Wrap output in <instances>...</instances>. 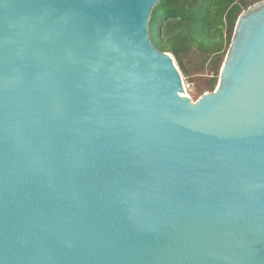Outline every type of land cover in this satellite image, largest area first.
<instances>
[{
    "label": "water",
    "instance_id": "water-1",
    "mask_svg": "<svg viewBox=\"0 0 264 264\" xmlns=\"http://www.w3.org/2000/svg\"><path fill=\"white\" fill-rule=\"evenodd\" d=\"M160 0H0V264H264V0L195 102Z\"/></svg>",
    "mask_w": 264,
    "mask_h": 264
},
{
    "label": "trees",
    "instance_id": "trees-1",
    "mask_svg": "<svg viewBox=\"0 0 264 264\" xmlns=\"http://www.w3.org/2000/svg\"><path fill=\"white\" fill-rule=\"evenodd\" d=\"M263 0H160L149 23L153 45L170 54L197 98L214 90L240 14Z\"/></svg>",
    "mask_w": 264,
    "mask_h": 264
},
{
    "label": "rangeland",
    "instance_id": "rangeland-1",
    "mask_svg": "<svg viewBox=\"0 0 264 264\" xmlns=\"http://www.w3.org/2000/svg\"><path fill=\"white\" fill-rule=\"evenodd\" d=\"M176 64V63H175ZM177 66V65H176ZM178 68V67H177ZM182 75V74H181ZM183 78V84H184V88H185V92H187V95L195 102L198 98V93H197V90L195 88L196 86V82L197 80H201V84H203L205 82V76H194L192 79L190 80H187L186 78ZM218 85V79H217V82H216V85H215V88L214 90L216 89ZM213 90V91H214ZM212 92V91H211Z\"/></svg>",
    "mask_w": 264,
    "mask_h": 264
},
{
    "label": "bare ground",
    "instance_id": "bare-ground-1",
    "mask_svg": "<svg viewBox=\"0 0 264 264\" xmlns=\"http://www.w3.org/2000/svg\"><path fill=\"white\" fill-rule=\"evenodd\" d=\"M186 95H187V92H186ZM188 96V95H187Z\"/></svg>",
    "mask_w": 264,
    "mask_h": 264
}]
</instances>
